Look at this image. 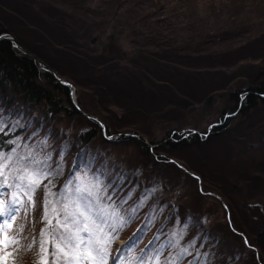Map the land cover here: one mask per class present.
I'll list each match as a JSON object with an SVG mask.
<instances>
[{
	"label": "rangeland",
	"instance_id": "rangeland-1",
	"mask_svg": "<svg viewBox=\"0 0 264 264\" xmlns=\"http://www.w3.org/2000/svg\"><path fill=\"white\" fill-rule=\"evenodd\" d=\"M4 2L0 3V29L10 32L9 37L27 53L35 51L31 57L41 72L46 71L44 66L53 71L55 79L72 82L75 92L71 95L70 91V100L76 108L81 107L83 115L75 125L67 114H62L34 132L36 123L30 118L23 119V114L0 105V132L24 131L13 150L1 151L0 156L13 155L10 163L17 167L29 159L49 157L46 163L53 172L51 191L59 194L70 179L73 162L69 155L76 150L78 134L94 126L90 119L98 125L96 119L106 122L110 135L102 128L95 147L98 155L108 159V168H103V162L95 165L87 158L77 164L76 178L98 180L105 199L111 197L110 202L127 220L111 245L108 264H117L118 257L119 264H140L141 260L150 264L161 246V264L180 248H188L190 255L177 264H264L263 249L245 248L250 242L255 245L252 233L264 226V98L245 115L242 109L227 122L224 134L201 137L198 147L189 144L168 152L166 142L179 138L171 135L177 131L186 136L194 131L206 135L224 120L222 115L232 114V92L264 83V0ZM222 32L227 37H222ZM112 35L115 47L124 54L122 60L117 54L108 56ZM168 49L173 57L165 62L166 73L159 75L169 77L168 73L174 75L178 69L202 72L205 76L178 85L201 99L200 103L163 108L166 94L156 84L154 69H148V54L164 55ZM198 57L200 60H193ZM123 67L137 70L134 85L141 81L145 95L136 92L141 89L138 85L133 90L135 96L126 93L133 87L117 77ZM169 86L176 88L172 83ZM150 91L159 100L157 110L152 113V109H143L139 113L129 108L130 101L152 107L146 97ZM62 99L66 104V98ZM65 135L74 145L69 149L62 146ZM113 135L116 137L107 138ZM102 137L115 139L116 143H106ZM121 138H130V144ZM143 144L151 147L152 159L143 155ZM19 157L26 159L17 164ZM60 157L64 158L62 169L58 168ZM44 184L35 194L36 206L28 208L25 200L11 221L8 237L19 240V244L0 248L4 264H37L39 233L45 226ZM2 191L5 195L0 200L8 202V194L17 190ZM20 196L24 199L22 193ZM173 204L180 206V211L170 212L168 208L173 209ZM6 219L9 217H0V222ZM173 233H182V238H174ZM208 235L210 242L203 249ZM176 239L178 246H170L169 241L175 244ZM130 240L135 241L131 247ZM207 249L209 259L205 258ZM46 259L51 264L52 257ZM57 264H65V260L57 259Z\"/></svg>",
	"mask_w": 264,
	"mask_h": 264
},
{
	"label": "trees",
	"instance_id": "trees-1",
	"mask_svg": "<svg viewBox=\"0 0 264 264\" xmlns=\"http://www.w3.org/2000/svg\"><path fill=\"white\" fill-rule=\"evenodd\" d=\"M0 3L4 4L5 2L4 0H0ZM129 30L131 31V27H129ZM226 31H223V32H226ZM9 33L10 32H7V30L4 28L0 29V37L9 36L10 35ZM221 35L222 37H227L226 33H223ZM211 36H209V38H211ZM109 38H110L111 44L113 45L111 46V49L108 50V56L110 55L111 57H113L115 54H117L118 56L121 57L119 60H122L124 58V54L120 49H117L115 47V36L112 35ZM168 50L169 52H165L164 55L161 53L159 54V53H153V52L148 54L149 56L148 63L150 64L148 65V69H154L153 72L158 78V80L156 78L157 80L156 84L162 86L161 88L162 90L165 91L164 93L166 94V99H164V103L162 104L163 108L166 105L170 106V105H175V104L177 105L183 104V106L184 105L188 106L189 103L187 102H190L191 104L194 102L200 103L201 101L199 100L201 99L198 100V98L196 96H193V94H191L189 90L181 88L178 85H181L186 81L189 82L190 84L191 82L190 79L195 80L197 79L198 76H205L202 74V72L196 71V70L185 72V71H181L178 69V71H176L174 75L170 74L171 72L168 73L169 77H163L159 75V73L163 75L164 73H166L164 70V68H166L165 62H168L169 59L173 57V54L170 57V53L172 51L170 49ZM34 52L33 53L32 51L29 52L30 55L23 54L14 46L12 42L5 40V39L0 40V105L8 106L14 112L23 114L25 116V117H22L23 119L30 118L32 122L36 123V127L33 128L32 130L34 132H37L40 128H42L45 123L50 122L52 120L59 119V116L62 114L63 115L67 114V116H69V118L72 119L71 120L72 124L77 125L80 117L83 115L82 113L83 110L81 109V107L76 108L74 106V104L70 100L69 88L63 85L59 80L55 79V75L51 73L53 72L52 70L48 69L51 72L49 71L41 72L39 70L38 62H36L35 58L31 57L32 55H35ZM193 60L198 61L200 59L198 57L197 59L193 58ZM136 71L137 70H133V69L131 70V69H128L127 67L125 68L123 67L121 69V72L120 71L118 72L119 74L117 76L120 78V80L122 78V81L126 80L124 81L126 84L132 85L133 89L126 92L127 94H129L130 97L135 96V93L133 92V90H137L135 88V86L137 85L141 86V89L137 90L136 92H140L141 96L145 95V92L142 89L143 84H141V81L137 80V83L134 85V81H136V79L133 75L137 73ZM179 77H182V79H180ZM171 83L176 86L175 89L169 86ZM53 91L56 92V95L53 93ZM149 94L150 95L146 94V97L151 101L150 104H152V107L150 106L148 107L147 105L142 106L140 105V103H132L130 101L131 104H129L130 106L129 108L130 109L133 108L134 110L139 111V113H140V110H143V109H146V111L149 109L150 110L152 109L151 112L154 110H157L156 108H159L157 106V103H159V100L154 99L155 95L153 91H150ZM231 95H232L231 97L234 98L233 100L235 102L231 110L232 114L226 113L222 115V119L224 120H222V122L213 126L211 130H209L206 133V135L203 133L198 134L195 131L193 132L192 136H190L189 134L186 136L184 132H179V131L171 133L172 136L177 134L180 137L179 138L175 137L174 139L166 141L167 146L169 147L168 152H175L177 149H180V147H183L184 145L187 146L189 144L198 147L202 142L200 140L201 137L207 138V136H210L212 134H213V137H219L220 134H224L225 132H223V126L227 122L230 123V120L234 118L242 109H243V114L245 115V113L248 110H251L252 108L256 107L258 100L262 101V98H264V83L254 88L247 87L244 90L240 89L238 91L232 92ZM169 96L171 99H167ZM63 97L66 98V104L63 102V99H62ZM172 98L175 100L173 101ZM153 101H155V103ZM126 107L128 108V106ZM137 111H134L135 115H139ZM89 121L91 124H94V126L91 125L89 127L90 129H87L85 133L81 132L78 134L76 141H75L76 150L74 151L73 155H69L71 162H73V169L70 170L69 180H72L73 183L76 182L75 178L77 176L76 172L78 170L77 164L81 163L83 160L87 158L89 159L90 162L94 160L95 165H98V163L102 164L103 162L102 164L103 168H106V169L108 168L106 166L108 159L102 157L101 153L100 155H98L96 153L97 151L95 147L96 146L95 141L101 138L100 135L102 133V127L98 125L97 123H95L94 120L90 119ZM104 125L107 131V134L110 135V132H109L110 127H108L106 122L104 123ZM80 129H83V126H80ZM23 133H24L23 130H19L16 132L10 131L8 133L7 131L0 132V152L1 151L9 152V150H13V147H14L13 144L17 141L18 138L22 136ZM68 135H65L64 137L65 142L63 143L62 146H64L65 148L68 147L69 149L74 145H70V144H73V142L71 143L68 141L69 139ZM106 139H103L102 137V141L105 140L106 143H109V144L116 143L115 139L111 141H107ZM121 140H123L124 142L127 141V143L130 144V142H128L130 138H121ZM142 148H143V153H144L143 155H146L147 156L146 159H148L151 156L150 150H149V148L151 147H148L143 144ZM159 157L160 156L157 155L156 159H159ZM149 159H152V158H149ZM63 160L64 158L60 157L59 163H58L60 167L58 168L62 169L61 166L64 163ZM155 165L156 163H154L152 167ZM98 173L99 172L96 170L95 175L98 176ZM168 209L170 210V212H173V211L177 212V211H180V206L178 207L177 205L175 206L173 204V209L171 208H168ZM252 235L255 238V240L253 241L255 242V245L252 242H250V246L245 247V248L248 249V248L255 247V248H259L260 251L263 249V252H264V226L259 231L255 230V232L252 233ZM210 239L211 237L210 235H208V239L202 245L203 249H205V247L209 244ZM208 240L209 242H207ZM205 252H207L206 253L207 257L205 258L209 259L210 253L208 249ZM125 253L126 251H124L123 255ZM120 255H121V252H120ZM205 258L199 257V260H203Z\"/></svg>",
	"mask_w": 264,
	"mask_h": 264
},
{
	"label": "snow or ice",
	"instance_id": "snow-or-ice-1",
	"mask_svg": "<svg viewBox=\"0 0 264 264\" xmlns=\"http://www.w3.org/2000/svg\"><path fill=\"white\" fill-rule=\"evenodd\" d=\"M28 155L31 157L32 154ZM23 159L26 158H17V164ZM47 159L49 157L43 160L29 159L27 164L17 167L10 163L13 155L0 156V196L5 195L3 189L17 190L8 194L10 201L0 200V217H9L0 222V248L7 249L10 245L19 244V240L8 237V230L12 228L11 221L15 220V214L24 206L25 200L28 208L36 206L35 194L47 180L48 184H44L42 203V222L45 226L39 233L37 264H48V255L52 257L51 264H57V259H64L65 264H108L111 245L127 220L120 216L119 207L110 202L111 197L105 199L98 180L89 182L76 178L75 183L69 180L59 194L52 192L50 177L53 172L48 170ZM27 210L26 208V213ZM132 211L135 212V209ZM20 231H23V228ZM177 236L182 238V233H173L174 238ZM134 243V240H130L129 247ZM178 244L179 239H176L175 244L172 240L169 241L170 246L175 247ZM163 247L156 250V255L150 258V264H161ZM185 255H190L188 248H180L177 254L165 260L164 264H177ZM0 264L4 262L0 261ZM140 264H145V261L141 260Z\"/></svg>",
	"mask_w": 264,
	"mask_h": 264
},
{
	"label": "water",
	"instance_id": "water-1",
	"mask_svg": "<svg viewBox=\"0 0 264 264\" xmlns=\"http://www.w3.org/2000/svg\"><path fill=\"white\" fill-rule=\"evenodd\" d=\"M8 40L10 42H12L14 44V46L21 52H23L24 54H29L27 53L17 42L15 39H13L12 37H9V36H1L0 37V40ZM43 69L46 70V71H49L51 72L50 70H48L46 67L43 66ZM58 80H60L59 78H57ZM64 85H66L69 89H73L72 87V84L70 82H67V81H61ZM96 119V118H95ZM96 121L101 125V127L103 128V131L105 132V126L103 124V122L101 120H98L96 119ZM116 137L115 135H113L112 137H108L109 139H112Z\"/></svg>",
	"mask_w": 264,
	"mask_h": 264
},
{
	"label": "bare ground",
	"instance_id": "bare-ground-1",
	"mask_svg": "<svg viewBox=\"0 0 264 264\" xmlns=\"http://www.w3.org/2000/svg\"><path fill=\"white\" fill-rule=\"evenodd\" d=\"M198 180H200L199 178H198ZM201 182H199V184H200Z\"/></svg>",
	"mask_w": 264,
	"mask_h": 264
}]
</instances>
